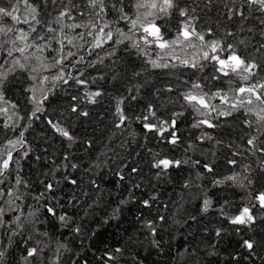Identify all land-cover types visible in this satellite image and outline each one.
<instances>
[{
    "label": "trees",
    "instance_id": "16d2710c",
    "mask_svg": "<svg viewBox=\"0 0 264 264\" xmlns=\"http://www.w3.org/2000/svg\"><path fill=\"white\" fill-rule=\"evenodd\" d=\"M14 2L0 0V7L7 8ZM133 2L106 0L102 20L109 24L114 38L117 28L127 32L129 27L127 21L119 19L116 9L123 7L132 16ZM180 2L181 6L186 3L196 9L195 26L197 31L205 33L206 40L222 39L225 46L233 44L238 54L256 60L262 68L248 82L231 73L213 79L218 75L214 61H202L204 67L194 69L166 56L167 62L176 67L153 69L147 60L163 54L155 45L145 46L146 54L133 49L129 41L120 45L109 42L93 51L87 28L65 27L68 36L84 32L88 41L83 48L64 42L65 52L71 50L75 56L63 65L47 69L41 67L39 60L30 58L27 68L9 72L2 85L6 103L0 102V107H7L8 113H0V159L11 150L13 162L0 177V189L5 193L0 197V207L5 209L2 217L5 223L0 225V249L5 254L0 264H264V208L255 200L264 192L261 167L264 154L253 155L246 143L252 135L264 140V130L257 132L256 123L249 127L245 120L255 121V117L243 109L231 116L217 117L213 112L204 117L183 100V93L194 82L201 83L203 91L209 94L220 89L233 97L234 90L242 84L264 81V49L256 51L264 44V37L259 35V19L264 17L245 7L249 19H228L227 9L241 7L242 0H213L211 7L205 6L206 0ZM32 3L40 7L41 24L35 25L36 31L31 33L29 42L44 46L37 55L48 65L61 54L57 39L63 36L55 18L63 8L71 13L64 18L65 25L86 24L95 19L88 15L91 10L87 0H57L55 5L51 0L47 3L32 0ZM113 4L116 9L112 8ZM82 12L85 14L81 15ZM180 19L173 12L170 17L156 21L166 39L175 36ZM3 25L13 26V22L0 17V26ZM49 26L57 31H47ZM14 27L29 31V25L23 22ZM208 29H212L211 35L207 34ZM229 31L234 35L228 36ZM140 35L136 33L137 38ZM37 36L45 39H36ZM11 38V33L8 37L0 36L4 45L0 48V65H3L0 72L13 67V58L24 62L17 52L13 57L7 56L11 44L4 41ZM241 40L245 43L241 44ZM193 43L197 47L177 45L173 55L199 59L207 49H201L199 41ZM113 47L115 55L106 56ZM229 51L219 55L226 58ZM80 56L84 60L75 63ZM100 57H105L102 64L96 62ZM61 67L65 79L71 75L87 83L80 85L75 79H69L68 83L53 80ZM45 76L49 79L43 80ZM168 88L172 91H167ZM95 91L101 95L95 98V103H89L87 94ZM33 94L42 101L41 111L34 116L37 105L32 102ZM118 102L127 117L120 127H117ZM211 103L221 111L229 110L218 98ZM73 106L77 112L72 111ZM149 106L155 115L150 114ZM253 106L259 107V102ZM83 112L88 115H82ZM179 113L182 115H175V128H170L174 114ZM205 118L216 127L193 126ZM49 121L67 130L73 140L57 132ZM165 121L168 124L162 125ZM145 123L163 126L168 131L161 134L146 129ZM173 130L178 137L176 144L169 143ZM21 132L23 145L9 146L7 142L19 139ZM205 135L211 138L200 139ZM237 152L241 154L235 155ZM163 158L182 163L167 170L153 167L156 160ZM229 160L237 161L236 165L229 164ZM72 164L77 167L73 168ZM205 164H210L213 170L208 172L203 167ZM245 165L249 166V172L244 171ZM133 168L137 171L133 172ZM237 172L241 173V179L248 176L252 183L248 184L247 180L244 186L231 181L215 183ZM17 179L21 183L17 184ZM72 180L76 183L72 184ZM48 183L54 185L52 191L46 190ZM9 189L14 196L7 195ZM205 199L211 201L207 211H203ZM9 200L14 201L11 208ZM144 200L149 201V206L143 204ZM48 207L55 210V215L47 211ZM244 207L251 209L255 220L247 225L232 224L231 219ZM17 215L21 217L22 227H17ZM62 215L65 221L59 219ZM149 221L155 235L147 226ZM246 240L255 242L252 253L244 246ZM32 247L38 248L39 254L25 260L27 250ZM117 248L121 252L117 253ZM106 253L117 259L109 260Z\"/></svg>",
    "mask_w": 264,
    "mask_h": 264
},
{
    "label": "snow or ice",
    "instance_id": "6c2138e0",
    "mask_svg": "<svg viewBox=\"0 0 264 264\" xmlns=\"http://www.w3.org/2000/svg\"><path fill=\"white\" fill-rule=\"evenodd\" d=\"M45 3L48 0H44ZM52 4H56L57 0H51ZM117 3H120V0H117ZM213 0H206V7H211ZM21 5H23V11H21ZM87 7L91 10L88 15L94 16L95 19H90L86 24H68L65 25L63 20L65 17H70L71 13L70 10L66 7L63 8L55 18V22L60 25L59 32L63 36V39H57V43L60 45L59 52L61 53L58 58L54 61L53 64L48 65L44 62V60L37 55L38 52H42L44 46L37 45L35 41L29 42V37L31 33L36 31L35 25L41 24L40 20V7L39 5L32 3V0H15L14 3H10L9 7H0V17H8L13 22V26L3 25L0 26V36L8 37L9 34H13V38L5 40L4 43H10L11 47L7 49V56L13 57V53L17 52L20 54V57L23 58L24 62H21L20 58H13L11 63L13 67L7 69L4 72H0V102H5L4 93L2 90V85L4 81L7 79L9 72H13L16 68L25 69L27 68L28 61L30 58H35L40 61L41 67L47 69L49 67H56L58 65H63L65 60H68L70 57L76 55L75 52L68 50L65 52V44L64 42L67 41L68 45H72L73 47L83 48L85 43L88 41L85 40V33L81 32L78 33L76 36H68L64 33V28H87L88 31L86 33L87 37H91L90 47L93 49L103 48L106 44L111 42L113 45H120L124 44L125 41L130 42V46L133 49H137L139 53L146 54V47L150 45H155L158 49L161 50L163 54H157L155 58H150L147 60V63L153 69H167L169 67H176L175 64L170 65L167 60L165 59L166 56H171L173 60H177L180 65L185 67L191 68H200L204 67L202 61H214L216 62L217 68L216 72L218 75L213 76V79H219L220 75L229 76V74L237 75L242 81L248 82L251 81L254 76H256L257 71L262 68V65L258 63L254 59H246L242 55L236 52L235 46L233 44H227L226 46L223 43L222 39H212L206 40L205 33L197 31L195 26V21L198 19L194 15L196 9L190 8L186 3L184 6H181L180 0H134L132 7L135 9V14L130 16L127 12L124 11L123 7L116 9V4L112 5V8L116 9L119 13V19L127 21L129 27L128 31L125 32L122 29H116V35L114 38L113 31L110 30V26L107 23H104L102 17L106 11L107 4L106 0H87ZM245 7L252 12L259 13L260 17H264V0H242V6L237 8H228L226 15L228 19H233L235 17H239L241 21L247 20L250 17L245 15ZM173 12H176L178 16L181 18L179 21V29L176 32L175 36L172 39H166L164 34L162 33L161 26L156 23L159 19H165L172 15ZM20 13V14H18ZM85 13H81L84 15ZM23 22L24 24L29 25V31H25L24 29H16L14 27L15 24H19ZM259 24L261 25V31L259 35L264 37V18L259 19ZM106 29H109L106 31ZM243 30V29H241ZM47 31L55 32L57 29L52 28L51 26L48 27ZM248 31H252L251 28ZM140 32L141 35L137 38L136 33ZM207 34H212V29L207 30ZM228 36L234 35L231 31L227 32ZM56 38V37H53ZM36 39L43 40L45 39L42 36H37ZM193 40L200 42L201 49L203 50L199 59L193 57L191 60L189 59H180L179 57L173 55L175 48L177 45L183 47H197ZM75 41H82L83 43L76 44ZM142 42V43H141ZM241 44L245 42L243 40L240 41ZM143 44V46H142ZM4 45L0 43V48ZM31 48H35L36 51L29 52L28 50ZM264 49V44H261L256 51L260 52ZM230 50L229 54L226 58H222L219 53ZM91 55V53H89ZM115 55V47L113 50L106 53V56L111 57ZM105 57H100L98 63H103ZM84 60L83 56H80L79 59L75 63H80ZM96 62H92L93 64ZM3 65H0L2 68ZM35 71V69H33ZM80 76H83V73H80ZM65 73L63 67L60 68L59 73L52 77L53 80H62L64 83H68L69 79H75V82L80 85H84L87 83L86 80L80 78H74L71 75H68V79H65ZM49 79L47 76L43 77V80ZM167 91H172L171 88H168ZM100 91L90 92L87 94L88 102L95 103V98L100 96ZM46 99V97H44ZM218 98L221 104L228 105L229 110L221 111L217 105L211 103L213 99ZM73 100L76 97L72 98ZM135 99V97H133ZM183 100L189 106H191L196 112H198L201 116H209L211 113L215 112L217 117L220 116H231L233 112L239 111L241 109L245 110V112L255 117V121L253 120H245V123L251 127L253 123L259 125L256 128L257 132H261L264 130V81H259L255 83H246L242 84L238 88L234 90V96L229 97L227 93H224L222 90L218 89L216 92L209 94L208 92L203 91V86L199 82H194L191 84V87L188 89L187 92L183 93ZM32 102L37 105L35 110L33 111L32 115L34 116L36 112L41 111L39 104L42 103L41 100H37L35 94L32 96ZM122 102V101H121ZM117 104V114L119 115V123L117 127H120L124 121L127 119L123 115V111ZM259 102V107H254V103ZM15 106L13 105V108ZM73 112H77L78 109L76 106L72 107ZM149 112L152 115H155L152 112L151 106H149ZM0 113L7 114L8 108L7 107H0ZM15 115V113L13 114ZM82 115L87 116V112H83ZM175 115H182V113L174 114V118L172 119L169 127L174 129L176 126ZM19 118V117H18ZM8 119L11 120L12 116H8ZM147 119V117H145ZM52 124L51 121H49ZM163 124H168V122H162ZM202 125H206L209 128L216 127L215 124L211 122V120L205 118L198 120L193 126L200 127ZM6 127L9 125H5ZM52 127L56 129L61 135L66 137L69 140H73V137L70 133L58 127L56 124H52ZM144 127L149 130L155 129L156 131L163 134V132L168 131V128H164L163 126L158 127L154 124L145 123ZM23 132L20 133V138L13 141L9 140L7 144L9 146H16V145H23ZM171 139L169 143L176 144L178 141V137L176 132L173 130L171 133ZM210 139L207 135L201 137L200 139ZM248 146H251L248 150L251 151L253 155L257 152L264 154V140H261L259 135H252L246 141ZM235 155H240L241 153L237 152L234 153ZM27 155V153H25ZM13 162V155L12 151H7L5 157L0 159V177H3L6 171L10 168ZM182 161L180 160H172L168 158L158 159L154 162L153 167L161 170H167L172 166H180ZM196 163H199L198 161ZM229 164L236 165L237 161L229 160ZM73 168H76L77 165L72 164ZM208 172H211L212 166L210 164H205L203 166ZM261 167L264 168V160L261 161ZM133 172H136L137 169L133 168ZM244 171L249 172V166H244ZM123 179V176L120 177ZM244 180H247L248 184H251L252 181L248 176H244L241 179V173H234L232 175L226 176L224 180H217L215 181L216 184L224 183L225 181H231L233 183H239L241 186H244ZM17 184L21 183L19 179L16 181ZM72 184H75L76 181L72 180ZM54 185L52 183H48L46 186L47 191H52ZM5 195L3 189H0V197ZM8 196H14L15 193L9 189L7 192ZM154 199V198H153ZM255 200L258 202L261 208H264V192H260L256 197ZM10 208L14 205L13 200L7 201ZM123 203V201H122ZM211 201L205 199L203 201V211H207L208 207L210 206ZM143 204L145 206H149V201L144 200ZM18 208V206H16ZM47 211L55 215V210L52 207H48ZM5 214V209L0 207V225L4 224L5 222L2 220V217ZM59 219L61 221H65V216H60ZM163 219V217H161ZM21 217L17 215L15 217V221L17 222V227H22L23 225L19 223ZM255 220V217L251 213V209L249 207H244L238 215L231 219L232 224H240V225H247L250 224ZM147 226L152 229L153 235H155V228L152 226V223L149 221ZM79 231V229H77ZM219 231H217V235H219ZM46 235V233H45ZM254 244L253 241H244V246L249 250L250 253L254 251ZM158 246V244H157ZM39 249L36 247L29 248L27 250V256L24 258L27 260L28 257H35L39 254ZM117 253L121 252V249L117 248L115 250ZM4 250L0 249V259L4 257ZM109 260L115 261L117 257L113 256L111 253H106Z\"/></svg>",
    "mask_w": 264,
    "mask_h": 264
}]
</instances>
